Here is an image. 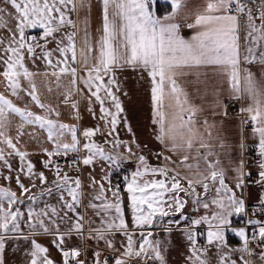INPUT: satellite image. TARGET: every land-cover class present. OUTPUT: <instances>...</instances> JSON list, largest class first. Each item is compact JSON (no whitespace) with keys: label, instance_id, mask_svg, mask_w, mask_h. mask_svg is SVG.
Instances as JSON below:
<instances>
[{"label":"snow or ice","instance_id":"1","mask_svg":"<svg viewBox=\"0 0 264 264\" xmlns=\"http://www.w3.org/2000/svg\"><path fill=\"white\" fill-rule=\"evenodd\" d=\"M156 3L157 0H100V24L93 37L87 16H80L82 10H90V0H4L0 29H7L9 34L6 39L0 38V83L4 85L0 92V161L11 173L9 158H19L15 183L20 195L10 187L0 186V264H5V246L10 238L29 243L28 264H56L49 248L37 241L41 234L54 237L52 243L60 253V264H87L81 258L84 248L66 245L73 235L82 240L103 241L106 249L115 254L114 264H165L161 242L154 239L150 229L158 219L173 214L177 219L170 223L179 224L181 218L187 221L184 231L191 245V264H209L208 250L200 248L196 238L195 229L200 225L207 226V244L217 249L218 264H237L231 259L235 251L242 253L243 264H252L244 258L245 254L253 255L251 242L264 246V220L247 221L256 226L251 235L243 227H232V217L246 213L243 191L251 173L245 172V162L240 160L233 169L231 186L226 183V169L219 158H214L215 126L199 120L202 108L192 102L183 82L194 74L199 83V69L211 68L225 75L234 98L251 99V104L241 111L247 113L244 123L251 125L257 140L260 160L256 183L264 189V81H257L250 70L242 67L255 63L264 66V0H203L187 24L195 30L191 39L180 35L181 25L175 22L178 15L187 17L186 0H170V12L163 17L156 14ZM9 6L11 12L7 11ZM5 16L14 21V28L8 27ZM32 30L39 32L32 35ZM48 44L54 47L49 48ZM37 61L43 63L42 71L28 67L30 62L38 69ZM125 69L147 74L155 139L171 154L156 153L157 159L163 160L160 165H151L140 155L137 169L124 177L131 228L119 186L112 185L108 174L102 177L108 187L90 175L93 195L87 207L99 219L93 227L95 221L86 219L78 210L84 197L81 178L70 176L53 157L77 153L72 164L92 166L99 158L116 167L131 157V146L116 138L124 112L117 72ZM42 89L48 94L55 90L62 96L61 102L74 110L76 119L79 102L73 97L86 92L88 111L95 118L93 105H98V118L108 129L107 136L114 137L105 143H111L113 149L125 147L128 155L106 152L97 144L94 137L101 132L100 127L81 131L77 125L62 122L58 107L42 99ZM24 97L29 103L20 107L16 100ZM30 105L39 111H33ZM13 125L15 136L9 134ZM25 126H38L53 145L51 150L43 149L48 157L43 166L52 168L55 179L51 186L41 187L38 194L32 192L37 187L35 181L30 188L20 178L23 173L40 185L48 184L45 173L34 171L29 154L18 147L25 135L36 139L35 128L26 132ZM128 131L131 132L130 126ZM244 147L242 143L241 148ZM81 150L85 153L82 157ZM12 178L4 177L9 181ZM54 190L58 206H32ZM25 200L30 202L26 212L21 208ZM189 200L206 214L191 219L185 216ZM259 204V211L264 213V191ZM62 224L69 227L61 231ZM229 229L241 238L240 249L224 251ZM117 234L122 236L119 247ZM259 257L264 262V248ZM92 264L109 261L102 260L101 252L95 251Z\"/></svg>","mask_w":264,"mask_h":264},{"label":"crops","instance_id":"2","mask_svg":"<svg viewBox=\"0 0 264 264\" xmlns=\"http://www.w3.org/2000/svg\"><path fill=\"white\" fill-rule=\"evenodd\" d=\"M203 3V0H186L187 12L188 15L185 18L184 15H178L176 18V23L185 24V28H180V35L186 39H191L195 35V30L187 27V24L192 22L191 13L195 12ZM6 7L4 0H0V8ZM89 9L82 10L80 16L83 19L87 16L89 20V31L92 36L97 35L96 29L100 24V0H90ZM156 14L160 17L167 15L170 12V0H157V3L154 5ZM161 8L163 10H161ZM8 12H11L10 6L7 8ZM75 18V17H74ZM5 19L8 23L9 28H14V21L9 17L5 16ZM243 22V21H242ZM35 30L31 31L34 32ZM7 29H0V38L6 39L8 36ZM49 48H53L54 44H48ZM39 51V50H38ZM38 69L33 67L29 62L28 67L33 71L43 70L44 65L41 61H37ZM242 67L250 70L257 81H264V66L259 63L242 65ZM201 75L199 77V83H197V77L189 75L184 78V86L189 92L192 102L197 106L202 108V111L199 114V120H207L210 124H213L215 127L212 129L213 132V151L215 153L214 158H219L221 165L226 169L227 179L226 183H229L231 186L232 177L235 175L233 169L237 166L240 160H244V154L249 151H254L258 155V149L256 148L257 140L253 136L251 131V125L244 123L247 120V113L242 112L241 109L247 108L251 104V99L245 96H241L239 99L234 98L230 94V86L227 82V79L224 74L217 73L211 68H201L199 69ZM117 77L120 85V100L124 108V112L121 113L122 121L117 127L116 138L121 141L127 142L132 148V155L127 160H122L118 167L112 166L110 162L103 161L97 158L92 166H85L82 163L80 164V171L77 173H70V176H79L83 184L84 197L82 199V206L78 209L86 219L91 218L95 221L93 227L99 224V219L96 217L95 212L87 207L88 202L92 199L93 189L90 185V175L94 176L96 180L104 182L105 187H108L106 181L102 180V177L105 174H108L111 179V183L115 186L116 173L119 167L126 166L129 170V176L133 171L137 169L139 161L138 156L143 155L147 159L148 163L151 165H160L163 163L162 158L157 159L156 153H163L164 155H170L156 139H155V126L152 124V109H151V98H150V84L147 74H141L139 71H133L131 69H125L117 72ZM4 91V85L0 83V92ZM43 96L42 99L45 102L52 103L54 106L58 107L60 111L59 119L70 125H77L78 128L82 131L86 128H95L100 127L101 132L97 133L94 137V140L97 144L101 145L106 152H120L125 155H128L126 148L121 146L118 149H113L111 143H105V140H113L114 137L107 136L108 129L104 127L103 121L99 120V106L93 105V110L96 113L94 118L92 113L88 111V99L87 93L85 92L83 96H74L73 99L79 102V119L75 118V112L70 106L63 104L62 96H60L55 90L53 94H48L42 89ZM126 93V95H125ZM23 95V94H22ZM15 99V98H14ZM235 101L237 107L233 112H230L229 103ZM16 103L20 107H24L26 103H29L28 98L24 97L23 99L16 100ZM33 111H39L35 106L30 105ZM18 121V118H17ZM126 121V123H125ZM131 127V132L128 131V127ZM35 128L36 139L25 135L21 138L20 144L18 147L21 150L26 151L28 155V160L35 166L34 171L44 172L48 178L47 185H40L38 180H35L33 177L29 179L27 175L20 173L21 181L28 187L31 188L33 181L37 184L36 188H32L33 193H39L41 187H49L52 184V181L55 179L54 171L50 167L45 169L43 166V161L47 160L48 157L43 152V149L47 148L52 149L53 145L50 142L46 141V133L39 129L38 126H25L26 132H33ZM10 135H16L15 125L12 126L9 132ZM135 140V143H133ZM244 144L245 147L241 148V144ZM139 145V147H137ZM85 153L81 150L79 156H83ZM77 153H69V157H77ZM58 157H53L56 161ZM175 159V157H173ZM258 160L255 163H251L246 166L245 172L251 174H258V162L260 157L258 155ZM9 162L12 165L13 171L9 173L8 169L3 165V162L0 161V186L10 187L13 191H16L20 195V190L15 183V176L17 175V169H19V158L12 157L9 158ZM11 175L13 178L11 181L5 180L4 177ZM246 187L243 191V196L245 198L246 206L248 204H258L261 191L260 185L256 182L249 181L246 178ZM116 186H118L116 184ZM120 187V186H119ZM125 188V187H124ZM124 188L121 189L124 201V211L125 218L128 221L129 227L132 225V217L130 209L128 208V198L127 193L124 191ZM200 189H198L199 191ZM183 195V194H182ZM241 195V193H237ZM30 202L25 200L24 205H21L23 211H27V207ZM188 204H192L189 200ZM45 205L58 206V194L54 190L51 195H44L39 198V200L33 204L34 208H42ZM200 208L199 210H184V215L187 216V213L192 212L193 217L199 218L201 215L206 214V210ZM72 216V213H69ZM242 215H235L232 217V224L235 219L241 217ZM190 218V219H191ZM177 217L173 214L169 217H164L158 219L154 222L152 228L150 229L153 233V237L156 240L161 242L162 253L164 256L165 264H191L189 257L191 256V245L187 239L184 229L187 225V221L183 218L180 219L179 224L170 221H176ZM69 227L68 224H62L60 230L65 231ZM87 225H85V236L87 234ZM239 229V228H235ZM24 231L27 232V228H24ZM197 233V240L200 237L203 238L202 245H198L200 248H207V259L209 264H218V251L215 247L207 244V226L200 225L195 229ZM238 237L240 240L237 243L229 242L228 236ZM118 236V234H117ZM37 241L49 248L51 258L56 261V264H60V253L54 247L52 241L53 236L49 235H39L36 237ZM225 239L228 249H240L243 246L241 238L229 229L225 234ZM198 242V241H197ZM67 247H82L85 251L82 253V259H88L89 256H92L94 251L101 252V259H103L107 254L112 253L110 251L103 252L102 248H106L103 241L97 242L94 239H81L78 236L73 235L70 239L66 240ZM250 247L253 249V255L247 256L244 255L245 259L252 261V264H264L261 262L259 253L261 252L264 246H256L251 242ZM29 251V243L22 239H8L6 241L4 260L5 264H28L27 252ZM114 254V253H112ZM89 255V256H88ZM115 255V254H114ZM242 255L241 252L235 251L231 254V259L235 260L237 264H243V261L240 259ZM158 262V261H157ZM159 263V262H158Z\"/></svg>","mask_w":264,"mask_h":264},{"label":"built area","instance_id":"3","mask_svg":"<svg viewBox=\"0 0 264 264\" xmlns=\"http://www.w3.org/2000/svg\"><path fill=\"white\" fill-rule=\"evenodd\" d=\"M180 28H185V24H181ZM39 32V30H35L34 32H32V35H36ZM43 41H40L41 46H43ZM237 107V103L235 101H232L229 103V111L233 112L234 109ZM254 154V151H251ZM74 158L72 157H65L63 155L59 156L56 159V162L59 164V166L67 172H71L76 170L77 168H79L78 164H72L71 162L73 161ZM129 173V170L126 166H121L119 167V169L117 170L116 173V182L120 185L123 186L124 185V177L127 176ZM260 208V204H248L246 206V213L243 214L241 217L237 218L234 220L232 227L233 228H245L246 231L248 232L249 235H251L255 230H256V226L255 225H251L248 224L247 221L249 220H264V213H261L259 211ZM187 217L191 218L193 217V213L189 212L187 214ZM239 238L233 236H228V241L229 242H234L237 243L239 242ZM198 245H202L203 243V238L199 236L198 238ZM253 244H255L257 246V243L255 241L252 242ZM114 258L115 255L112 253L107 254L103 259H108L109 264H114ZM102 259V260H103ZM148 264H158L154 261H149Z\"/></svg>","mask_w":264,"mask_h":264},{"label":"rangeland","instance_id":"4","mask_svg":"<svg viewBox=\"0 0 264 264\" xmlns=\"http://www.w3.org/2000/svg\"><path fill=\"white\" fill-rule=\"evenodd\" d=\"M258 155L257 154H255V152H254V154L251 152V151H249V152H247L246 154H244V160H245V164H246V166L247 165H249V164H251V163H255L257 160H258ZM79 165V168H77L76 170H74V171H71L70 173H77V172H79L80 171V164H78ZM127 176H129V173H128V175ZM247 180H249V181H253V182H256V181H258L259 180V175L258 174H251L250 176H248L247 177ZM115 183L118 185V186H120L116 181H115ZM116 184H115V186H116ZM125 187V185H123V186H120L119 188H124ZM194 209H196V207L193 205V204H187L186 206H185V211H188V210H194ZM204 211V210H203ZM188 214V213H187ZM185 227H187V225L185 226ZM116 242H117V247H119L120 245H119V241L120 240H122V236H120L119 234H118V236H116ZM102 250H103V252L105 253V252H107V251H110V252H112L111 250H107L106 248H102ZM95 252V251H94ZM113 253V252H112ZM89 256V255H88ZM92 260H93V255L92 256H89V258L86 260L87 261V264H92ZM154 262H156V263H158L157 261H154ZM159 264V263H158Z\"/></svg>","mask_w":264,"mask_h":264},{"label":"trees","instance_id":"5","mask_svg":"<svg viewBox=\"0 0 264 264\" xmlns=\"http://www.w3.org/2000/svg\"><path fill=\"white\" fill-rule=\"evenodd\" d=\"M161 10H163V9L161 8Z\"/></svg>","mask_w":264,"mask_h":264}]
</instances>
